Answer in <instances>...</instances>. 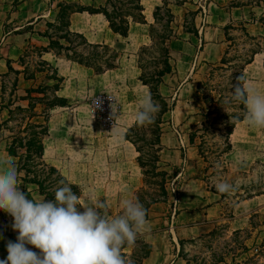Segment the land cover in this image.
Listing matches in <instances>:
<instances>
[{
	"label": "crops",
	"instance_id": "1",
	"mask_svg": "<svg viewBox=\"0 0 264 264\" xmlns=\"http://www.w3.org/2000/svg\"><path fill=\"white\" fill-rule=\"evenodd\" d=\"M229 1H241L246 4L235 6L236 4L232 3L229 9L216 3V7H212L213 3L208 4V14L206 13L204 18L200 17L197 26L198 35L192 33L194 37L187 41H171V50H176L181 56L180 60L174 57L176 72L170 75V79L178 80L179 86L175 95L179 98L185 89L188 91V88H184L185 82L197 72L199 62L220 60L226 43L224 25H237L243 21L250 35L258 37L264 48V0ZM59 2L98 6L102 0H0V124L9 118L11 109L18 105H29V99L21 98L27 95L28 89L37 87L42 81L53 82L45 78V74L49 72L48 68L40 69L44 68L41 61L48 62L57 70L59 76L64 77L62 88L57 91V95L66 98L70 106L51 112L49 135L45 140L46 160L57 166L70 181L79 184L84 194L96 192L105 199L109 210H122V202L134 200V193L140 190L144 183L137 160L139 152L125 134L136 123L134 115L140 99L150 94L149 87L139 78L137 55L127 52H134L135 48L138 49L150 41L149 24L154 22V19L147 23H132L128 37L124 38L109 27L103 14L75 11L70 14L69 28L58 30L50 27L49 23L59 24ZM162 4V0H148L149 6ZM66 33L71 38L73 33L82 35L86 41L84 45L89 47L104 48L108 45L112 51L120 53V58L116 60L118 66L97 73L92 67L57 55L49 48L51 39H59L61 43L70 45L71 40L60 38V35ZM72 45L83 52L81 45H77L76 41ZM123 55L127 56V63ZM258 72L259 74H256ZM244 73L245 86L249 82L264 86V50L255 55L254 61L246 66ZM102 91L112 94L121 107L118 119L113 125H106L93 118L90 112L89 100ZM11 93L14 94L12 100L7 97ZM17 94L20 95L18 99ZM41 108L39 106V109ZM170 113L173 116L175 109L168 114ZM176 119L179 122L174 121L176 126L172 127L173 130L170 128L168 131L169 127H165L160 158L165 165L162 169L170 174L175 171V166L179 168L176 176L178 177L190 169V163L196 167L199 151L190 143L189 132L201 127L205 117L203 114L194 115L193 111L182 110L176 114ZM38 120L44 121L43 117ZM244 122L246 120L237 123L232 136ZM11 123L12 121L2 125L0 131ZM244 130L251 132V126L247 124ZM8 133H12L11 128H8ZM232 143L235 148L233 141ZM6 144L7 136H0V158L13 159L17 167V158L9 155ZM182 185L180 196L174 201L173 228L169 227L171 218L168 217L166 221L155 217L151 207L149 227L143 233L145 240L152 244L153 250L144 259L143 264H187L177 253L179 239L208 233L220 225L230 226L235 230L244 228L245 224L235 227L238 218H245L249 202L264 195L240 200L234 204L230 209L234 217L230 218L225 201L217 192L204 188L201 180L190 178ZM95 202L96 200L92 203ZM168 206L172 207L173 204ZM258 208H262L261 203L250 212ZM250 212L246 217L250 216ZM12 223L13 218L0 211V260L7 258L8 241L16 242L18 236V232L11 227ZM166 223L168 227L165 232H151L158 231ZM27 247L34 250L32 245Z\"/></svg>",
	"mask_w": 264,
	"mask_h": 264
},
{
	"label": "trees",
	"instance_id": "2",
	"mask_svg": "<svg viewBox=\"0 0 264 264\" xmlns=\"http://www.w3.org/2000/svg\"><path fill=\"white\" fill-rule=\"evenodd\" d=\"M162 5H156L153 11L154 22L149 24V36L154 42L159 50V57H156L155 63L158 67L152 72H146L147 66L143 62L142 52L146 50V47H140L141 51L139 55L138 67L141 69V74L139 76L143 84L149 87V93L154 101L158 102L160 105V110L156 114L154 122L148 124L150 127L151 138L147 137V130H143L141 125L135 123L134 126L128 129L125 136L130 140L137 148L139 156L137 158L139 166L143 173L144 183H155L157 186L158 195L166 197L168 196V191L166 188L167 177L170 172L161 169V158L160 151L163 149L162 136L165 132V115L174 110L176 102L173 101L171 104L168 102V97L163 95L161 91V85L164 82V76L168 74H174L176 72V65L172 62L171 54V41L177 39L175 31L172 27V22L174 20V13L169 7V0H162ZM235 6H241L246 3L241 1H232ZM181 4V3H180ZM58 16L57 20L59 24L49 23L50 27H55L58 30H63V27L69 28L70 24V14L75 11H88L90 13H101L105 16L109 23V27L116 33H119L124 38L128 37L130 26L132 23H147L145 15V5L143 0H102V2L96 6L94 4H81V3H58ZM252 18L254 19V14L252 12ZM226 37L228 39H234L231 35L232 30H240L242 35L254 43L253 48L249 53L243 55H237L235 57H227L229 50H225L222 54L220 60L213 62L211 65L216 68H221L223 71H231L230 84H236L237 78L243 76L241 84L244 85L246 82L245 68L248 64L254 61V57L257 53L263 52L262 47L258 37L250 35L245 23L243 21L238 22L237 25L234 23H228L223 26ZM189 32L198 35V29L194 28L189 30ZM68 33V31H67ZM60 35V38H66L71 40L70 45H65L60 42L59 39H51L49 48H52L57 55H63L71 60H74L80 64L88 67H92L97 73L103 72L105 69H112L118 66V63H110L108 59L104 60L105 67L98 66L93 62L91 56L79 51L75 46L72 45L74 42V37L81 39L86 42L84 37L80 34L73 33V38L69 37L68 34ZM236 40V39H234ZM96 47V46H95ZM97 48V47H96ZM104 49H110L108 45L104 46ZM45 50V49H44ZM115 59L120 58V53L113 51ZM242 56V57H239ZM244 58V59H243ZM41 70L48 68L49 72L45 74V78L52 80V83L42 81L37 85V87H32L27 90V95L22 96V99H29V105L27 107L18 105L14 109L10 110V116L2 124H0V129L2 125H7L9 122H17L15 127L11 128V135L7 136L6 150L9 155L17 158L18 176H19V186L21 190L24 191L30 199L40 200V198H45L46 200H54L53 189L59 184L61 180L69 184L72 187V191L78 196H82V187L70 181L62 171L54 164L48 162L45 157L46 143L45 140L49 135V119L52 110L70 106L67 99L57 95V91L62 88L64 77L59 76L57 70L46 61H41ZM52 70V72H50ZM190 80V79H189ZM206 85L205 90L208 92H203V98L205 104L208 106V110L202 113L205 117V121L208 127H212L220 121L223 129H220V137L224 143V148L222 153L228 155L233 150L232 134L236 128L238 122L245 120V106L241 103L234 102L229 98L228 102H224L225 95L223 91L219 93V98L216 99L213 96L214 86L209 82L204 83ZM201 81L197 83V91L201 92ZM204 90V91H205ZM36 93V95H33ZM48 93H51L49 97ZM224 104L227 106V112L223 113V109L219 106ZM39 106L42 108L39 109ZM43 117L44 121H39L38 118ZM212 117V119H210ZM202 122V126L203 123ZM201 127L197 129H192L189 133L190 143L198 148L199 154H201L202 143H197V138H203V135L199 134ZM207 130V129H205ZM143 142V144H140ZM148 147V149H146ZM183 157L185 153L182 152ZM175 171L172 176H177L179 168L174 167ZM161 177L159 181H150L152 178ZM150 178V179H149ZM149 179V180H148ZM264 194V190L259 191L255 195L248 194L244 199H250L257 195ZM148 196L149 199H145ZM135 200H138L144 205L147 210V219L150 218L151 206L156 203L157 197L154 193L147 191L145 188H141L136 194ZM101 201H105L104 198ZM240 200H236L237 204ZM81 202V201H80ZM81 204H83L81 202ZM83 211V208L79 209ZM109 210V209H108ZM123 209L120 211L122 213ZM177 214V213H176ZM230 218L234 215L230 213ZM261 216V210L258 208L251 212L249 216V225L251 228L236 229L233 233L236 236V243L240 244V247H236L234 250L242 249L241 253L234 251L233 262L235 264H258L255 259L257 256L264 257V238L260 243L257 239L254 240L253 245H255L254 253H252V245L246 243L247 240L251 239L253 231L258 230L260 226H264V218L262 221L258 220ZM264 217V214H263ZM215 231L212 230L211 233ZM261 231V229H259ZM243 233L246 235L242 236ZM142 248V253L138 255V258L133 254L134 263L127 264H143L144 259L147 258L152 250L153 246L150 242L145 240V236L138 234L136 240ZM184 239H179V243L182 246ZM129 245L125 244L121 248V254L126 259L127 255L123 251ZM38 252L39 249H36ZM246 254V258L242 261H238L237 257L241 254ZM223 261L222 259L219 262Z\"/></svg>",
	"mask_w": 264,
	"mask_h": 264
},
{
	"label": "rangeland",
	"instance_id": "3",
	"mask_svg": "<svg viewBox=\"0 0 264 264\" xmlns=\"http://www.w3.org/2000/svg\"><path fill=\"white\" fill-rule=\"evenodd\" d=\"M143 2L146 8L145 14L147 17V21H153V11L155 7L153 5L149 6L148 0H143ZM212 3V7H216V3L220 6L225 7L226 9H229V7H231L232 5L231 1L229 0H169V7L174 13V20L171 25L175 31V35L178 37L174 40L187 41L188 39L194 37V34L189 32V30H193L194 28L197 29L200 17L204 18L205 14H208V4ZM231 35L236 40L228 39L226 37V43L224 44L222 53H224L225 50H229L227 57L232 58L240 54L243 55L249 53V51H251L254 43L248 41V39L242 35V32L240 30H232ZM74 41L77 42V45H81L80 48H82L83 53L91 56L93 62L98 66L105 67L104 57H106V59H108L110 63L116 62V57L114 56V52L111 49L106 50L104 48L89 47L87 45H84V42L76 37H74ZM143 46L146 47V50L142 52L143 62L147 66L146 72H152L156 67H158V64L155 63V59L156 57H159L160 52L157 45L152 42L151 39L147 44H144ZM140 47L138 49L135 48L134 50L136 51L134 52L128 51L127 53H130L132 55L136 54L137 61H139L138 53L141 51ZM171 54L173 57V63L174 57H177L180 60L181 56L176 50H174V52L171 50ZM123 56L127 63L129 61L127 60V56ZM129 58L131 57L129 56ZM138 63L139 62H137V64ZM212 63L213 61L211 62L205 60L198 63L197 72L195 74L193 73L190 77V80L185 82L186 86H184V88H188V91L185 89L180 98L175 95V92L179 86L178 80L174 78V75V79H170V75L172 74L165 75L164 84H162V91L165 95H167L169 99L168 102L170 104L173 101L176 102V105L174 107L175 114H173L172 116V113H167L164 116L165 127H169L168 131H170V128L173 130L172 127L176 126L174 124V121L175 123L178 121L176 119V114L181 112L182 110L193 111L194 115H201L203 111L207 110L208 106L204 102L203 92H208L205 90L206 85L204 83L209 82L214 86L215 90L212 93L216 99L219 98V93L223 91V95H225L224 102L229 101V98L231 97V91H234V88L232 87V85L234 84H230V75L232 72H226L221 68H216L215 66L211 65ZM174 65L176 64L174 63ZM140 74L141 69L139 68V75ZM256 74H259V72ZM199 81H201L202 83L200 89L201 92L197 91V83ZM247 87L253 89L256 92L264 93V86L260 87L257 83L249 82L247 84ZM189 89L192 90L189 91ZM104 92L105 91L99 92L96 95ZM12 95L14 94L11 93V95L7 97H11L12 100L14 98ZM48 95L49 97H51L52 94L48 93ZM18 96L20 95H16L17 99ZM114 101L117 102V99L115 97ZM219 106L223 109V113L231 110L228 109L224 104H220ZM120 112L121 107H119L118 105L117 118ZM172 118L174 119L173 124ZM210 119H212V117ZM192 121L194 122L195 120L193 119ZM16 123L17 122L13 121L11 124H9L10 126H6V129L4 128L2 131H0V136L11 135L8 133V128L15 127ZM203 123L204 124L203 126H201L199 132V134L203 135V138L202 140L201 138H197V143H201V141L205 142H203L201 145L202 153L199 154L198 152L199 155L197 157L198 162L196 164V167L193 163H190V169L186 170L185 174L179 175L178 177L172 176V174H170L167 177V183L165 185L168 191L167 198L158 195L159 191H157V186L155 183H143V187H141L145 188L147 191L154 193L155 197H157L158 201L151 206L153 207L152 215L157 218H162L166 221H168V217L171 218L169 225L170 228H173L174 225V201L180 196L179 193L182 191L181 188L183 186V182H187V180H189L190 178H198L199 180H201V184L204 188L214 192H217L216 188L214 187L217 179H222L233 184L235 186V191L224 194L217 192L221 196V199L225 201V208L226 210H228V215H230V209L234 206L236 200H242V198L246 197L248 194L255 195L259 191L264 190V128L259 129V127H251V132H248L246 131L247 129L244 130L248 123L244 122L237 128L235 135L232 136V141L234 142L235 148H233L230 154L226 155L222 153L225 145L220 137L221 132L219 130L223 129L220 121H217V123L211 125L212 127H208L209 125H207L206 122ZM141 128H143V130H147V137L150 139L151 133L148 124L141 125ZM140 144H143V142H140ZM146 149H148V147H146ZM161 165L162 169V167H164L165 165ZM151 180L159 181L161 180V177L152 178L150 179V181ZM139 191L140 190L134 193V201L136 198V194ZM37 198L41 199L38 195ZM101 199L102 198L100 194L96 192H91L90 194L83 193L81 196V202L84 205L91 204L95 200L98 201ZM145 199H149V197L146 196ZM258 203H261L262 205V208L260 209L261 216L258 218V220H263L264 195L257 197L249 202V210L244 214L245 218H242V216L239 217L238 221L235 224V227L244 226L245 224L244 228H251V225H249V217H246V215L249 214V212L258 205ZM170 204H173V206H168ZM120 211L121 210L118 209L109 210V213L112 216H116L121 214ZM166 227H168L167 223L166 225L163 224V226H161L158 231L151 232L154 234L157 232L163 233L165 232L164 230L166 229ZM214 229L215 231H213L212 233L211 230L208 233L184 239L185 241L183 242L182 246L179 243V245L177 246V253L179 258H181V260L187 264H235L233 262L234 251H236L237 253L242 252V249L234 250L237 246L240 247V244L236 243V236L233 233L235 229L231 228L230 226L224 225H220ZM259 229H261V231H259ZM259 229L254 230L251 239L246 241L248 245H252V253L255 252V245H253L254 240L257 239L258 243H260L264 238V226H260ZM142 234L144 235L143 232L140 233V235ZM244 235H246V233L242 234V236ZM32 247L34 248L33 251L37 252L36 248L34 246ZM123 251L127 255L126 260L129 263H134V258L132 257L133 254L135 253V257L138 258V255L142 253V248L140 244L135 241L133 245L128 246ZM245 258L246 254L242 253L237 257V260L242 261ZM220 259H222L223 261L219 262ZM255 259L258 261V264H264V257L257 256L255 257ZM249 264H253V262H250Z\"/></svg>",
	"mask_w": 264,
	"mask_h": 264
},
{
	"label": "clouds",
	"instance_id": "4",
	"mask_svg": "<svg viewBox=\"0 0 264 264\" xmlns=\"http://www.w3.org/2000/svg\"><path fill=\"white\" fill-rule=\"evenodd\" d=\"M242 80L239 76L232 85L231 100L245 106L249 126L264 128V93L242 85ZM159 110V103L145 95L134 119L139 125L151 124ZM214 187L221 194L235 191L233 184L222 179ZM53 192L54 200L30 199L19 186L15 161L0 158V211L13 218L11 227L18 232L16 242L8 241L7 258L0 264H127L122 246L133 245L149 227L142 203L124 200L122 213L112 216L104 201L81 204V196L63 180Z\"/></svg>",
	"mask_w": 264,
	"mask_h": 264
},
{
	"label": "built area",
	"instance_id": "5",
	"mask_svg": "<svg viewBox=\"0 0 264 264\" xmlns=\"http://www.w3.org/2000/svg\"><path fill=\"white\" fill-rule=\"evenodd\" d=\"M98 105V106H97ZM113 111L115 116H113ZM91 115L106 125H113L117 121L118 105L113 95L100 93L90 100Z\"/></svg>",
	"mask_w": 264,
	"mask_h": 264
}]
</instances>
